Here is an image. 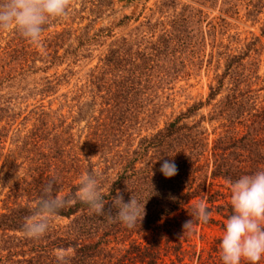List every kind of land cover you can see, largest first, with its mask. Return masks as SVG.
Returning a JSON list of instances; mask_svg holds the SVG:
<instances>
[{"label": "rangeland", "instance_id": "rangeland-1", "mask_svg": "<svg viewBox=\"0 0 264 264\" xmlns=\"http://www.w3.org/2000/svg\"><path fill=\"white\" fill-rule=\"evenodd\" d=\"M122 46L130 47L131 53L151 55V76L135 123L127 127L121 141H113L108 159L116 151H131L141 136L205 100L209 85L218 84L233 54L243 57L242 69L249 76L248 84L241 82L239 87L250 89L257 105L264 102V0H113L101 12L92 4L73 0L66 17L49 21L39 44L17 39L14 29L0 30V212L38 199L29 181L39 177L34 171L38 165L50 162L48 168L53 170L58 147L66 167L71 162L84 167L87 158L96 170L105 166L103 155L91 147L93 131L105 114L100 112V94L105 91L91 79L107 68L109 49ZM120 73L127 74L124 69ZM223 83L216 99L234 84L228 75ZM213 102L183 119L201 120L209 141L220 130L219 120L208 118ZM48 168L45 164V173ZM116 168L113 165L108 172ZM81 172L86 174L83 168ZM73 174L69 171L67 176ZM73 177L79 181L80 176ZM218 187L214 184L209 190ZM221 189L226 196L216 202L231 200V192ZM192 201L198 204L200 199ZM66 221L56 217L53 222ZM195 229L183 241L182 258L169 252L162 263L222 264L220 242L215 250L213 245L225 228L213 222Z\"/></svg>", "mask_w": 264, "mask_h": 264}, {"label": "trees", "instance_id": "trees-1", "mask_svg": "<svg viewBox=\"0 0 264 264\" xmlns=\"http://www.w3.org/2000/svg\"><path fill=\"white\" fill-rule=\"evenodd\" d=\"M81 2L92 4L96 12H101L113 0ZM61 35V32L57 33L56 37ZM16 38L26 39L18 31ZM165 45L167 47L168 43ZM129 49L124 46L109 49L108 69L104 67L101 75L95 74L91 79L98 90L105 91L100 94L103 100L100 112L105 111L104 118L94 129L91 144L93 150L103 155L105 166L96 170L87 158L84 167L74 165L75 162L66 167L63 150L58 147L53 170L48 168L50 162H45L49 171L46 173L45 164L38 165L34 171L39 177L32 176L29 182L39 197L43 186L55 178L59 190L65 191L62 195L73 197L79 188V181L74 182L73 175L81 177L83 168L85 173H94L99 178L106 209L111 207L119 190L125 202L134 195L146 204L143 221L128 228L119 221L110 220L107 214L91 212L86 204L77 201L58 214V218L67 219L65 223H54V218L46 235L35 240L24 235L23 225L25 218L32 214L36 200L33 204L17 203L0 212L3 236L0 238V264H59L55 251L61 248L73 250L68 264H164L163 255L169 252L180 260L185 254L183 241L188 239L190 232H195L196 225L217 222L222 228L226 227L225 220L233 214V208L230 200L216 202L226 196L221 188L230 191L229 181L264 170V102L257 105L248 93L250 89L239 87V83L249 81V76L242 69L243 57L236 54L228 57L224 71L217 78L218 84L209 85L205 100L194 102L162 127L141 136L131 151H116L108 159L106 153L112 148L113 141H121L127 127L130 129L135 123L143 105L144 89L149 87L148 60L151 55L139 50L131 53ZM134 54L137 58L132 59ZM127 64L129 66L125 68ZM123 69L127 74L120 73ZM227 75L234 84L216 99ZM212 100L208 118L219 120L220 130L209 141L200 126L201 120L188 123L183 119ZM165 160L177 165L178 174L174 177L167 178L160 171ZM113 165L118 168L110 174L108 169ZM69 171L74 174L67 176ZM214 184L219 187L209 190ZM194 198L209 202L207 207L212 216L207 223L194 219L193 230L183 235V224L192 218L190 215L197 205L192 201ZM214 213L221 218H216ZM182 235L184 239L180 238ZM220 241V238L216 239L214 250Z\"/></svg>", "mask_w": 264, "mask_h": 264}, {"label": "clouds", "instance_id": "clouds-1", "mask_svg": "<svg viewBox=\"0 0 264 264\" xmlns=\"http://www.w3.org/2000/svg\"><path fill=\"white\" fill-rule=\"evenodd\" d=\"M71 3L72 0H0V30L14 29L31 43L39 44L45 26L51 19L66 17ZM160 171L167 178L178 174L177 165L167 160ZM229 184L233 214L226 221L220 241L222 264H242V261L259 264L264 259V170L242 175ZM77 201L86 204L91 212L107 214L110 220L119 221L128 228H134L146 215L145 203L134 195L125 202L119 190L111 207L106 209L100 180L94 173L81 175L73 197L62 195L53 178L43 186L32 214L25 218L24 235L35 240L43 238L61 210ZM190 216L192 218L183 224V235L193 230L194 219L207 223L212 213L201 201ZM72 254L71 248L55 251L59 264H68Z\"/></svg>", "mask_w": 264, "mask_h": 264}]
</instances>
